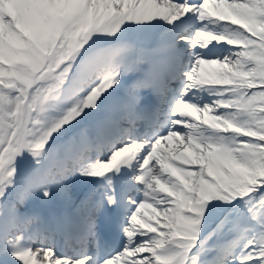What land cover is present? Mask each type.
Listing matches in <instances>:
<instances>
[{
	"label": "snow or ice",
	"instance_id": "snow-or-ice-1",
	"mask_svg": "<svg viewBox=\"0 0 264 264\" xmlns=\"http://www.w3.org/2000/svg\"><path fill=\"white\" fill-rule=\"evenodd\" d=\"M0 264H264V0H0Z\"/></svg>",
	"mask_w": 264,
	"mask_h": 264
},
{
	"label": "rangeland",
	"instance_id": "rangeland-1",
	"mask_svg": "<svg viewBox=\"0 0 264 264\" xmlns=\"http://www.w3.org/2000/svg\"><path fill=\"white\" fill-rule=\"evenodd\" d=\"M25 162H22V164H21V167L22 168H26L27 167V165H25L24 164ZM74 186H79V180H77V181H74ZM53 206H56L55 204H53V205H50V206H39L40 207V210L41 209H44V208H46V207H53ZM214 226V225H213Z\"/></svg>",
	"mask_w": 264,
	"mask_h": 264
}]
</instances>
